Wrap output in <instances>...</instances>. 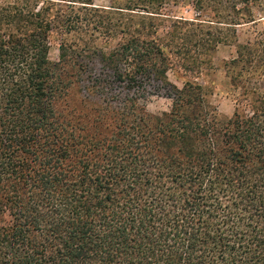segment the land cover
<instances>
[{
    "label": "trees",
    "instance_id": "trees-1",
    "mask_svg": "<svg viewBox=\"0 0 264 264\" xmlns=\"http://www.w3.org/2000/svg\"><path fill=\"white\" fill-rule=\"evenodd\" d=\"M260 22L264 0H0V264H264V26L236 29ZM218 43L229 117L199 79Z\"/></svg>",
    "mask_w": 264,
    "mask_h": 264
},
{
    "label": "rangeland",
    "instance_id": "rangeland-1",
    "mask_svg": "<svg viewBox=\"0 0 264 264\" xmlns=\"http://www.w3.org/2000/svg\"><path fill=\"white\" fill-rule=\"evenodd\" d=\"M111 0H94V4L97 6H109ZM173 10L168 11L170 14L192 16L193 12L190 11V7H173L168 6ZM181 11V12H180ZM256 15L261 16V10H256ZM263 23H257L254 25H244L237 27V36L239 42H245L246 40L253 39L263 28ZM106 36V35H105ZM69 39H83L82 42L104 41L101 35H66ZM218 37H227L231 39L232 35H220ZM63 38V35H51L50 47H49V59L53 62L59 58V42ZM81 42V41H79ZM236 49L233 44L218 43L214 45L209 51H205V57L207 59V66L202 67L203 74L200 76V82L206 85L212 84L213 94L210 100L217 108L219 114L223 117H229L233 114L237 107V92L233 91V87L230 84L229 77L224 68V62L235 57ZM204 55V54H203ZM169 79L181 86V81L176 79L170 72ZM145 108L148 112L154 114H160L164 111H168L171 105L170 99L162 96H152L145 103Z\"/></svg>",
    "mask_w": 264,
    "mask_h": 264
},
{
    "label": "crops",
    "instance_id": "crops-1",
    "mask_svg": "<svg viewBox=\"0 0 264 264\" xmlns=\"http://www.w3.org/2000/svg\"><path fill=\"white\" fill-rule=\"evenodd\" d=\"M97 6V5H96ZM99 7H107V6H99Z\"/></svg>",
    "mask_w": 264,
    "mask_h": 264
}]
</instances>
